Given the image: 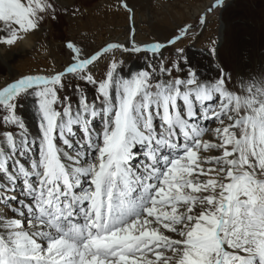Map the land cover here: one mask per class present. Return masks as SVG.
<instances>
[{"label":"snow or ice","instance_id":"1","mask_svg":"<svg viewBox=\"0 0 264 264\" xmlns=\"http://www.w3.org/2000/svg\"><path fill=\"white\" fill-rule=\"evenodd\" d=\"M231 8L209 0L199 26ZM121 10L134 19L127 0ZM61 11L0 0V48ZM192 31L138 42L133 28L91 50L67 40L59 67L0 87V264H264V53L238 42L226 63V28L201 76L180 46Z\"/></svg>","mask_w":264,"mask_h":264},{"label":"rangeland","instance_id":"2","mask_svg":"<svg viewBox=\"0 0 264 264\" xmlns=\"http://www.w3.org/2000/svg\"><path fill=\"white\" fill-rule=\"evenodd\" d=\"M60 2L62 5H67L68 14L65 15L61 11L59 21L53 22L54 26L50 29L52 37L46 39V46L47 54L53 52L55 54H50V58L46 62L47 65L40 68H50L53 64L59 67L64 63L68 52L63 47V43L67 40H73L85 49L91 50L99 49L105 42L118 41L122 37L121 35L129 34L133 28L137 35L146 34L147 31L143 28L144 19H142L145 14L155 18L162 17L157 21L166 28L165 31L172 33H175L178 27L184 24L193 25L192 33L183 41H187V44H183L186 52L202 55V50L206 49L209 38H218L220 18H211L204 27H200L198 24V16L203 14H200L199 10L209 0H127L134 12L132 21H129L128 13L122 10L115 11L116 0H89L85 4L69 0H60ZM259 3H264V0H235L232 3V8L224 14L231 25L238 28L239 37L249 33L247 28L251 24L254 26L256 21L250 15L252 12L250 7ZM110 5L113 7L110 8ZM164 5H169L172 11L164 13L162 11ZM74 7H79L82 15L73 18L71 12ZM257 16L259 17V14ZM82 21L84 26L81 24ZM2 26L3 24L0 22V27ZM25 54L26 52L21 55ZM22 56L19 55L11 62L10 70H0V87L4 86L6 80H10L12 76L18 74L17 67L23 62ZM124 58L130 60L129 64L134 63L135 60L140 61L142 66L145 63L143 55L138 58L137 54L129 53L124 54ZM97 72H99V68Z\"/></svg>","mask_w":264,"mask_h":264},{"label":"bare ground","instance_id":"3","mask_svg":"<svg viewBox=\"0 0 264 264\" xmlns=\"http://www.w3.org/2000/svg\"><path fill=\"white\" fill-rule=\"evenodd\" d=\"M69 1L77 2L80 4H85L89 0H69ZM234 1L235 0H232V3ZM208 4L209 2H207L206 5L202 6V8L199 10L200 14L203 13V9L206 8ZM250 10L252 11L250 15L251 17L254 18L256 22L254 26H252L251 24V26L247 28L249 33L243 34L242 37H239L238 28L231 25L226 15H224L223 17L219 19L220 20L219 33L223 34L226 28L230 32L229 46L226 44L221 48V56H222V59H224L226 63L228 62L227 48L232 47L238 42H249L250 41L254 44L258 52L264 53V49H260V44H261V39H262V29H264V3H259L257 5H254L250 7ZM162 11L166 13L165 11L171 12L172 10L169 5H164L162 7ZM257 14H259V17L257 16ZM158 18H162V17L155 18V17L148 16L147 14H145L144 18L142 19H144L143 28L146 29L147 32L144 35L136 34V40L138 42H150L157 38L163 39L164 37L169 36L170 34H173L170 31L169 32L165 31L166 28L157 21L159 20ZM81 24L82 25L84 24L83 21ZM53 26H54L53 23L46 24L42 31H39L34 35L28 36L26 40L19 41L16 46L12 47L10 50L7 51V54L5 53V50L0 48V70L1 69H5L6 71L10 70L12 67L11 62L15 60V58L18 57L19 55L22 56L21 54L25 52L26 54L22 56L23 62L17 67L18 74L34 72L40 67H45L47 65L46 64L47 60L50 58V54H55L54 52L47 54L48 49L46 46V39L47 38L50 39L52 37L50 29H52ZM0 34H3V33H0ZM121 36L122 37H120L118 41L124 42L128 36V33H125ZM185 43L187 44V41L182 42L180 46L183 47L184 46L183 44ZM197 49H200V48L197 47ZM194 54H195V60L199 61V64L202 66L200 68L201 76H207L211 78L215 72V69L210 66L209 60L198 53H194ZM126 61L128 65L132 67L139 68L142 66L140 61H137V60H135L134 63H130V64H129L130 60L126 59ZM26 116L28 117L29 126L35 132L36 131L35 123H34V119L31 116L30 106H29V111L26 113Z\"/></svg>","mask_w":264,"mask_h":264}]
</instances>
